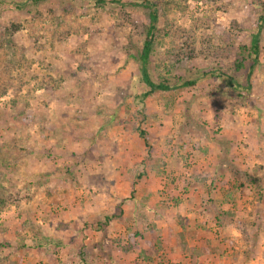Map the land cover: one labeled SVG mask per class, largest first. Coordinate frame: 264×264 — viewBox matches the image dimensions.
<instances>
[{"label":"rangeland","instance_id":"rangeland-1","mask_svg":"<svg viewBox=\"0 0 264 264\" xmlns=\"http://www.w3.org/2000/svg\"><path fill=\"white\" fill-rule=\"evenodd\" d=\"M156 1L142 98L146 7L0 0V264H264V0Z\"/></svg>","mask_w":264,"mask_h":264},{"label":"trees","instance_id":"trees-1","mask_svg":"<svg viewBox=\"0 0 264 264\" xmlns=\"http://www.w3.org/2000/svg\"><path fill=\"white\" fill-rule=\"evenodd\" d=\"M41 0H31V2H38ZM98 3H104V0H97ZM111 2H117L119 4H128V5H141L144 6L148 9V23L145 25L144 28V37H143V41H142V45H141V49L140 52L138 53V62H139V72H140V79L145 83V85L148 87L147 90H145L142 94L141 97L142 98H146L147 96L151 95L154 91L156 90H162V91H166L169 90L171 88L170 85L167 84L166 81L161 80L159 82H154L149 74V70H148V65L150 63V59H151V55L153 52V48L154 45L156 43V38H157V33L159 31L158 28V23H159V10H160V3L156 0H136L134 2H121L120 0H110ZM261 11H263L262 13H260L257 17V21H256V28L257 31H255L254 33L251 34V38H250V44L249 46H243V48L245 49V54H243L242 58L240 59H235L234 61V68L235 71H240L242 68H245V62L250 59L251 63L248 67L247 73H246V80H247V86L246 88H250V77L252 75V69L254 64L258 61L259 59V54H260V44H259V35H260V31L261 28L264 25V8L261 9ZM211 73H215L213 70H210ZM218 75H223L224 74H219ZM228 77V81L230 82L231 85H234L235 87H242L240 86V84L234 80L233 77L231 76H227ZM195 83V79H191V80H184L180 83L181 86H185V85H190V84H194ZM137 133L139 138L143 141L144 144H146L147 142V137H146V132L143 128H137ZM240 171V170H238ZM236 173V172H235ZM234 174V177H236V174ZM239 173V172H237ZM230 177V176H229ZM233 177V176H231ZM211 185H208V190H212L213 188L210 187ZM235 191V188H221L219 190L220 192V196L216 197V198H209V202L213 205L214 204V208L216 209V213L213 215L215 218V222L217 223V225L221 226L224 224V220L226 219V217H232V212L229 209L230 206L228 208H224L223 210H220L219 208H222L224 206L229 205L231 202V199L233 197V192ZM6 201H10L9 198L7 197H1L0 196V208L3 206L4 203H6ZM216 204V205H215ZM217 204H219V208H217L216 206H218ZM206 208H210V204H205ZM205 208V209H206ZM229 209V210H228ZM110 220V216L105 215L104 220H99L98 221V227L102 226L103 224L108 223ZM47 240H45L44 244L42 243H37L35 244V246H46V244H48L47 242L50 241V237L45 238ZM3 245H7L4 243L1 244V246ZM25 247L23 244H18L15 246V249H21ZM81 254V252H79ZM196 255L197 253H199V250L195 251ZM13 263V259H10L9 263Z\"/></svg>","mask_w":264,"mask_h":264},{"label":"crops","instance_id":"crops-1","mask_svg":"<svg viewBox=\"0 0 264 264\" xmlns=\"http://www.w3.org/2000/svg\"><path fill=\"white\" fill-rule=\"evenodd\" d=\"M261 207V206H260ZM260 216V215H259ZM195 222H197V217H193L192 218ZM193 221V222H194ZM203 221H205V220H203ZM182 252V253H181ZM185 252V251H184ZM184 252L182 251V250H179L178 252H174V257L175 258H177V259H181V258H183V257H185V255H184ZM182 254V255H181ZM168 255H172V254H168ZM183 256V257H182ZM196 256V255H195ZM191 257V258H189L190 260H192V262L193 263H190V264H200V263H203V262H201V258H204V259H207V261H210V260H212L213 259V256H215V254L214 253H212V251L211 250H208V251H205L204 252V255H201V256H203V257H201V256H196V257ZM188 258V257H187ZM185 259V258H184ZM185 262H187V263H189L188 262V260L187 259H185ZM182 264H183V262H182Z\"/></svg>","mask_w":264,"mask_h":264}]
</instances>
